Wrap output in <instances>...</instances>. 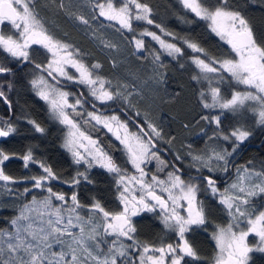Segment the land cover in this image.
Listing matches in <instances>:
<instances>
[{
	"label": "snow or ice",
	"instance_id": "1",
	"mask_svg": "<svg viewBox=\"0 0 264 264\" xmlns=\"http://www.w3.org/2000/svg\"><path fill=\"white\" fill-rule=\"evenodd\" d=\"M179 2L195 18L206 21L210 31L230 50L223 57H215L195 40L184 39L187 48L198 54L192 57V62L199 69L193 79L205 80L211 85L214 78L219 82L227 78L235 85L244 86L243 91L233 90L230 97L223 96L219 86L210 87L211 103L206 102L208 97L204 92L200 93L203 108L236 113L247 105L256 115L257 123L264 126V36L256 35L248 19L231 0ZM59 6L64 7L63 3ZM35 8V0H0V51L22 63L32 62L30 49L33 45H39L50 54L47 64L34 65L40 74L30 84L35 94L48 104L51 114L69 127L64 146L74 163L87 166L84 172L77 171L71 180L63 182L73 187L82 180L93 183L87 171L98 165L113 174L120 209L110 211L95 197L89 204H82L75 191L71 196L53 191L50 183L61 178L51 166L37 161L29 148L18 158L26 169L30 164L38 163L42 173L22 178L31 181V188L25 187L21 195L30 193L33 188L47 194L41 199L33 196L30 202L23 204L19 214L10 221L11 230L0 229V264H188L186 258L204 261L205 258L188 239V234L198 228L207 231L208 214L204 202L199 199L202 190L218 198L229 217L226 225H216L211 233L215 253L210 264H249L252 253H264V203L256 204L257 199L264 200V165L259 171L248 166L251 161L236 167L235 180L222 191L213 175L230 172L237 150L251 136V131L244 127L226 131L221 127L220 115H203L202 120L215 125L209 139L226 142L229 147L188 151V167L194 169L196 175L184 179L181 167L176 163L170 164L160 156L158 149L154 150L156 141L163 139L161 130L154 124L146 122L147 130L140 127L133 133L118 115L76 111L86 101L77 98L70 102L69 97L73 94L63 90L60 78L84 85L89 89L88 94L101 104L119 98L127 101L128 96L107 87L111 82L95 71L101 65L85 64L79 58V50L50 33ZM93 8L92 19L98 15L107 21H115L119 25L117 31L134 32V20L145 21L149 25L155 23L152 8L142 0H94ZM76 18L84 25L89 24V19L83 15ZM155 26L165 32L161 25ZM165 35L173 34L165 32ZM140 36H150L158 41L169 56L183 55L181 47L166 42L155 32L145 29ZM134 40L138 51L144 48L143 39L134 37ZM105 46L115 47L110 43ZM159 59V54H156L155 60ZM68 67L74 68L78 75L69 74ZM11 74L13 69L0 63V76ZM12 87L8 82V90ZM3 88L4 85H0V100L11 110V101ZM92 107L95 109V103ZM68 109L76 115H86L84 123L94 121L111 132L125 146L128 162L138 175H128L127 169L121 168L100 147L99 141L81 130ZM28 123L36 132H45V128L35 120L30 119ZM15 132L11 122L0 121V138H7ZM81 148L84 152L80 151ZM14 156L0 149V181L5 186L20 182L4 170L5 162ZM183 159L179 154L175 156V161L181 164ZM152 161L157 162L156 172L149 177L145 166ZM158 173H163L164 178ZM84 209L88 211L82 214ZM157 209L163 228L176 235V243L162 241L157 246L137 239L133 217L144 212L157 213ZM250 236L256 238L254 243L249 242Z\"/></svg>",
	"mask_w": 264,
	"mask_h": 264
},
{
	"label": "trees",
	"instance_id": "2",
	"mask_svg": "<svg viewBox=\"0 0 264 264\" xmlns=\"http://www.w3.org/2000/svg\"><path fill=\"white\" fill-rule=\"evenodd\" d=\"M142 2L152 8V19L155 23L149 25L145 21H135L133 22L135 31L129 32L125 29L117 31L119 25L115 21H107L98 15L96 19H92L94 0H35V10L50 33L72 45L75 50H79V58L85 64L91 66L99 63L101 68L95 70L96 74L110 81V85L106 86L122 91L128 96V100L119 98L98 104L83 85L78 84V87L66 89L80 98L86 97L84 105L90 110L94 111L90 104L92 102L101 108L102 113L116 112L121 118H126L124 115L126 114L146 130V122L154 124L161 130L163 137L156 141V146L165 151L160 154L170 164L176 163L181 167L184 179H188L189 175H196L195 170L188 167L190 163V158L186 155L188 151L200 152L211 147H229L226 142L210 140L215 125H208L201 119L203 115L209 113L221 114L222 129L231 131L235 127H244L252 134L237 150L230 172L213 174L217 179V186L223 188L236 174L235 168L246 165L249 161L252 163L248 166L259 171L264 165V126L257 123L253 111L247 105L236 113L219 108L205 109L200 95L204 92L208 102L212 86H219L221 94L225 97H230L233 90L243 91L244 86L235 85L227 78L223 82L214 78L211 85L205 80H194L193 76L199 73V69L192 62V57L198 54L187 48L184 39L195 40L215 57L226 55L230 51L228 46L210 31L206 21L195 18L192 13L185 10L179 0ZM61 3L64 5L63 8L59 6ZM231 3L242 11L256 35L264 36V0H231ZM81 15L89 19L88 25L82 24L76 18ZM156 24L173 35H165V32L155 26ZM145 29L181 47L183 55L173 57L163 52L150 36H140ZM134 37L144 40V48L141 51L134 49L132 43ZM109 43L115 47H106L105 45ZM156 54L160 56L158 61L155 60ZM30 56L31 63H22L0 51V63L13 69V74L0 76V85H4L3 90L12 105L10 110L0 100V121H9L16 128L15 133L0 140V149L15 154L14 158L5 162L4 170L6 174L20 181L7 186L0 181V229L11 230L10 221L19 214L23 204L30 202L33 196L37 199L44 196V191L34 188L30 193L21 195L25 187L31 188V181L22 178L33 174L28 168H24L22 160L18 157L29 148L37 161H42L53 168L61 178L57 181H69L77 171L84 172L86 168L84 165L74 163L71 153L63 146L64 125L51 114L47 103L35 94L30 81L36 76L37 70L34 65L40 63L38 60L40 58L32 53ZM8 82L13 85L11 90L7 88ZM30 119L45 128V132H36L28 123ZM131 128L139 131L135 123L131 124ZM169 140L171 143H167ZM177 154L184 158L182 164L175 161ZM97 172V169L87 171L93 183L82 180L73 188L88 193L92 198L95 197L98 194ZM204 174L207 175V172ZM112 182L114 184V180ZM199 199L204 202L207 210L208 224L205 226L207 231L198 228L188 234V239L205 259L192 261L186 258L188 264H210L215 253L211 233L216 225H226L229 222V217L223 206L218 203V198L202 190ZM262 203L264 200H256L258 206ZM87 211L83 210L82 214ZM158 213L144 212L133 217L137 239L157 246L162 241L176 243V235L163 228ZM249 264H264V253L252 254Z\"/></svg>",
	"mask_w": 264,
	"mask_h": 264
},
{
	"label": "rangeland",
	"instance_id": "3",
	"mask_svg": "<svg viewBox=\"0 0 264 264\" xmlns=\"http://www.w3.org/2000/svg\"><path fill=\"white\" fill-rule=\"evenodd\" d=\"M133 22H135V20ZM137 39H142V38H137ZM161 39L165 40L166 42H169L165 38L161 37ZM154 41H156V40H154ZM156 42L160 46L159 42L158 41H156ZM132 43H133L134 49L136 51H138L135 47L134 38H132ZM169 43H171V42H169ZM141 50H139V51H141ZM162 50H163V52L167 53L163 48H162ZM68 68H70V71L72 72L73 75H78V73H76V70L74 68H71V67H68ZM68 68H67V70H68ZM37 75H39V74H36V76ZM84 88H85V86H84ZM63 90H65L69 93H72L68 89H63ZM85 90L89 93V89L87 87ZM75 99H77V98H74V94L69 97L70 102H74ZM208 102L211 103L210 97H209ZM48 108H49V106H48ZM68 111H69L71 117L80 124L81 130L86 132V134L90 135L94 140L99 141L100 147H102L103 150L105 152H107L115 160V162L118 165L121 166V168L127 169L128 175H133V174L138 175V173H136V170L133 168V166L128 162V155H127V151L125 149V146L123 144H121L120 141L117 140L111 132H108V130L106 128H103L102 125H96L94 121H91L90 123H87V124L84 123V120L87 119L86 115H76V113H74L71 109H68ZM76 111L86 113V112H90L93 110H90L85 105H83L82 108L78 107ZM97 114H103L105 116H111L114 114L118 115L117 113H100V112H97ZM218 115H221V114H218ZM64 128H65V131H64V138H63V146L65 145V140H66L68 133H69V127L64 125ZM129 131L133 132V133L138 132L137 130H132V129H129ZM85 143H87V142L85 141ZM64 148L67 149L65 146H64ZM67 151H68V149H67ZM80 151L84 152V149L81 148ZM160 156L162 157L161 154H160ZM162 158L164 159V157H162ZM156 163H157L156 161H152L151 163H149L145 166V171L149 173V177L151 176L152 173L156 172ZM84 167H87V166L84 165ZM28 169L31 171V173L33 175H39L42 173V169L39 168L38 163L37 164H30ZM91 169H97V171H98L96 173V182H97V187H98V194L95 196V198L99 199L100 202L102 204H104L108 210L118 211L120 209V205H119V201L117 199L118 193H117L115 178H114L113 174L108 173L106 170L100 168L98 165L93 166ZM91 169H88V170H91ZM168 170H171V169L169 168ZM158 175H160L161 178H164L163 173H158ZM111 178H112V180H111ZM235 178H236V174H234L233 178L224 184L223 188H221V191L228 184H231L235 180ZM113 180H114V184L112 182ZM50 186L53 188V191L66 193L68 196H71L73 191L77 192L79 200L82 204L87 205L92 200V197H90V195L88 193L77 191L76 189L73 188V186H70L68 183H64L63 181H52L50 183ZM46 194L47 193L44 191V195H46ZM136 194L139 195L138 190H137ZM55 203L59 204L60 202H55ZM84 210H88V209H84ZM74 231H77V230L74 229ZM250 239H254V241H255L256 238L250 236L249 241H250ZM214 244H215V242H214Z\"/></svg>",
	"mask_w": 264,
	"mask_h": 264
},
{
	"label": "flooded vegetation",
	"instance_id": "4",
	"mask_svg": "<svg viewBox=\"0 0 264 264\" xmlns=\"http://www.w3.org/2000/svg\"><path fill=\"white\" fill-rule=\"evenodd\" d=\"M30 53H32L33 55H35V56H37V57H39L40 59H38L39 60V62H40V64H47V61H48V59H50V54L49 53H47L46 52V50H44V49H42L39 45H33V47H32V49H30ZM68 72H69V74L71 73L72 74V72L70 71V68H68V70H67ZM36 74H40L39 72H38V70H37V73ZM73 75V74H72ZM61 79V84H60V86L63 88V89H66L67 87H78L77 85V83H75V82H72V81H67V80H65V79H63V78H60ZM69 90V89H68ZM73 93V92H72ZM74 94V98H80V97H78L75 93H73ZM80 99H83V100H85V101H87V98L86 97H82V98H80ZM95 101V103H98V104H101L99 101H96V100H94ZM90 104L91 105H93V103L92 102H90ZM94 111H97V112H100V113H102L103 111H101V108H99L98 106H96L95 105V109H94ZM111 113H116V112H111ZM118 114V113H117ZM119 115V114H118ZM125 115V117L126 118H121L120 117V119L122 120V121H125L127 124H128V128L129 129H132L131 128V124H133L134 122L132 121V118L130 117V116H127L126 114H124ZM155 150V149H154ZM159 153H163V152H161V151H159ZM165 160H166V158H164ZM157 212H159V209H157ZM250 243H254L255 241H254V239H250V241H249ZM254 253H258V252H254ZM254 253H252V254H254ZM252 254H251V256H252Z\"/></svg>",
	"mask_w": 264,
	"mask_h": 264
},
{
	"label": "water",
	"instance_id": "5",
	"mask_svg": "<svg viewBox=\"0 0 264 264\" xmlns=\"http://www.w3.org/2000/svg\"><path fill=\"white\" fill-rule=\"evenodd\" d=\"M133 121H134V120H133ZM134 122H135V125L137 126L138 129H139L140 127H143L140 123H138V122H136V121H134ZM1 139H3V138H0V140H1ZM157 149H158L159 151L165 153V151H164L163 149L156 147V150H157Z\"/></svg>",
	"mask_w": 264,
	"mask_h": 264
}]
</instances>
